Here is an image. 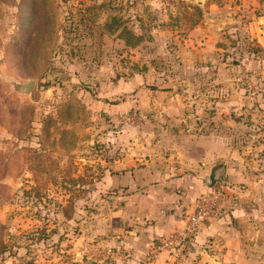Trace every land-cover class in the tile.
<instances>
[{
	"label": "rangeland",
	"instance_id": "1",
	"mask_svg": "<svg viewBox=\"0 0 264 264\" xmlns=\"http://www.w3.org/2000/svg\"><path fill=\"white\" fill-rule=\"evenodd\" d=\"M215 3L221 11L210 10ZM203 25L242 90L236 100L253 106L232 115L249 123L233 144L225 202L238 205V194L254 190L261 224L264 0H0V71L37 81L20 96L0 80V264H108L121 256L115 211L125 192L103 178L122 169L133 138L156 137L164 112L190 118L191 69L180 59ZM123 26L141 37L136 45L126 44L136 39ZM181 254L167 261L185 264Z\"/></svg>",
	"mask_w": 264,
	"mask_h": 264
},
{
	"label": "crops",
	"instance_id": "2",
	"mask_svg": "<svg viewBox=\"0 0 264 264\" xmlns=\"http://www.w3.org/2000/svg\"><path fill=\"white\" fill-rule=\"evenodd\" d=\"M221 9L218 3L210 8L212 12ZM207 29L212 28L203 25L196 29L189 46L191 55L180 59L191 69L190 118L164 112L158 117L156 137L133 138L131 155L122 169L110 171L103 178L107 188L125 192L115 211L120 217L118 227L123 226L122 235L114 236L116 244L124 249L121 256H112L108 264H170L167 258H174L183 250L185 264H264V229L259 228L264 220L259 224L255 217L257 212L259 216L262 213L261 209L258 211L260 206L252 202V198L258 201L254 190L249 195L238 194V205H225L200 226L185 249L179 247L173 252L161 246L172 233L185 227L193 200L212 189L219 181L218 175L223 174L221 184L228 186L233 177H228L229 160L237 150L233 144L242 136L238 128L249 123L232 115L253 107L245 99L242 109L236 100L242 90L230 80L232 73L224 71L217 38L209 35ZM219 32L213 31L216 35ZM215 95L226 96V102L214 99L217 102L212 103L211 96ZM224 111H230V115Z\"/></svg>",
	"mask_w": 264,
	"mask_h": 264
},
{
	"label": "built area",
	"instance_id": "3",
	"mask_svg": "<svg viewBox=\"0 0 264 264\" xmlns=\"http://www.w3.org/2000/svg\"><path fill=\"white\" fill-rule=\"evenodd\" d=\"M228 188V186L220 184L212 191L196 197L193 200L194 208L188 214L185 227L180 231L172 233L162 241L161 246L170 248L174 252L176 251L175 245L192 240L200 226L215 216L219 212V209L226 205L225 201L230 200ZM232 202H235V198H232Z\"/></svg>",
	"mask_w": 264,
	"mask_h": 264
},
{
	"label": "water",
	"instance_id": "4",
	"mask_svg": "<svg viewBox=\"0 0 264 264\" xmlns=\"http://www.w3.org/2000/svg\"><path fill=\"white\" fill-rule=\"evenodd\" d=\"M0 80L9 86L8 94L15 93L16 95H20V96L30 95L37 86V81L35 79H28L22 81L12 74H7L1 71H0ZM217 177L224 180V176L222 173Z\"/></svg>",
	"mask_w": 264,
	"mask_h": 264
},
{
	"label": "trees",
	"instance_id": "5",
	"mask_svg": "<svg viewBox=\"0 0 264 264\" xmlns=\"http://www.w3.org/2000/svg\"><path fill=\"white\" fill-rule=\"evenodd\" d=\"M98 8H99V7H98ZM100 8H103L102 5L100 6ZM108 22H109V21H108ZM117 22H119L118 19H117V18H113V21H112L111 24L109 23V25H108V29H107V30H109V31H111V32L116 31V30L118 29V24H117ZM122 29L125 30L127 33H130L131 36L134 37V38L136 39L135 42H132L129 38H126V44H127V45H131V46H132V45H136V43L139 42V41L141 40V37H138V36L134 35L133 32H132L130 29H128L126 26H123ZM120 35L123 36L122 33H120ZM218 180H219V181H217V182H219V183L221 184V183H222V181H221L222 179L218 178ZM220 181H221V182H220Z\"/></svg>",
	"mask_w": 264,
	"mask_h": 264
}]
</instances>
